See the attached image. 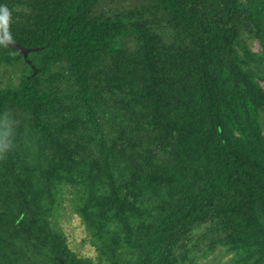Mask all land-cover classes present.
I'll use <instances>...</instances> for the list:
<instances>
[{"label": "trees", "instance_id": "16d2710c", "mask_svg": "<svg viewBox=\"0 0 264 264\" xmlns=\"http://www.w3.org/2000/svg\"><path fill=\"white\" fill-rule=\"evenodd\" d=\"M0 32L33 48L0 40V264H264V0H0Z\"/></svg>", "mask_w": 264, "mask_h": 264}, {"label": "rangeland", "instance_id": "374dc122", "mask_svg": "<svg viewBox=\"0 0 264 264\" xmlns=\"http://www.w3.org/2000/svg\"><path fill=\"white\" fill-rule=\"evenodd\" d=\"M254 50L258 49L256 43L253 44ZM264 88V82H261ZM61 215L59 218V225L61 229L67 234L69 246L77 254L83 256L94 257L95 253L93 248L88 243L87 232L80 222V219L75 214L72 204L68 201V196L64 197L59 208ZM221 250H217L214 254L210 255L207 259L200 260V264H215L221 258ZM226 259L223 261L225 262ZM224 264V263H221Z\"/></svg>", "mask_w": 264, "mask_h": 264}, {"label": "water", "instance_id": "95a60500", "mask_svg": "<svg viewBox=\"0 0 264 264\" xmlns=\"http://www.w3.org/2000/svg\"><path fill=\"white\" fill-rule=\"evenodd\" d=\"M0 40L3 43H5L7 46H9V47L13 48L14 50L18 51L19 53H21L23 58L27 61V63L32 66L31 61L28 59V53L30 51H32L33 48H27V47L20 46L19 44L13 42L8 37L3 35L1 32H0Z\"/></svg>", "mask_w": 264, "mask_h": 264}, {"label": "clouds", "instance_id": "9594fccd", "mask_svg": "<svg viewBox=\"0 0 264 264\" xmlns=\"http://www.w3.org/2000/svg\"><path fill=\"white\" fill-rule=\"evenodd\" d=\"M4 17L7 18V10H4Z\"/></svg>", "mask_w": 264, "mask_h": 264}]
</instances>
